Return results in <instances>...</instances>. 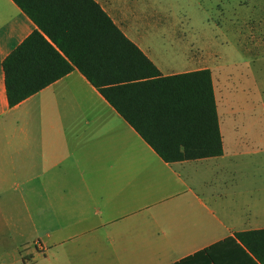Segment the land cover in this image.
Returning <instances> with one entry per match:
<instances>
[{"label":"crops","instance_id":"crops-1","mask_svg":"<svg viewBox=\"0 0 264 264\" xmlns=\"http://www.w3.org/2000/svg\"><path fill=\"white\" fill-rule=\"evenodd\" d=\"M92 1L160 76L211 71L179 37L175 56L160 53L151 34L167 26L152 22L150 1ZM35 29L13 0H0V264H174L264 228L227 206L236 190L211 184L236 178L221 164L219 120L221 155L166 162L76 67L9 106L2 61ZM213 253L221 264H248L237 249Z\"/></svg>","mask_w":264,"mask_h":264},{"label":"trees","instance_id":"trees-1","mask_svg":"<svg viewBox=\"0 0 264 264\" xmlns=\"http://www.w3.org/2000/svg\"><path fill=\"white\" fill-rule=\"evenodd\" d=\"M33 30L2 61L5 93L13 106L76 67L166 162L222 154L208 68L167 76L92 0H13ZM220 245L248 264H264V228L242 230L174 264H221Z\"/></svg>","mask_w":264,"mask_h":264},{"label":"rangeland","instance_id":"rangeland-1","mask_svg":"<svg viewBox=\"0 0 264 264\" xmlns=\"http://www.w3.org/2000/svg\"><path fill=\"white\" fill-rule=\"evenodd\" d=\"M149 1L156 10L152 22L167 26L158 38L151 34L160 53L175 56L179 37L211 68L225 149L221 164L236 173L231 185L215 178L212 186L236 190L232 200L223 199L227 206L242 210L250 226H264V0Z\"/></svg>","mask_w":264,"mask_h":264},{"label":"built area","instance_id":"built-area-1","mask_svg":"<svg viewBox=\"0 0 264 264\" xmlns=\"http://www.w3.org/2000/svg\"><path fill=\"white\" fill-rule=\"evenodd\" d=\"M36 247H38V249L41 251V252H44V249L43 248H39V242H35L34 243Z\"/></svg>","mask_w":264,"mask_h":264}]
</instances>
